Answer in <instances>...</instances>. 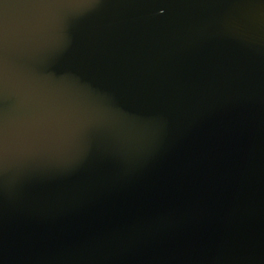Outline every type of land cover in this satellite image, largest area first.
I'll return each mask as SVG.
<instances>
[{"label":"water","instance_id":"obj_1","mask_svg":"<svg viewBox=\"0 0 264 264\" xmlns=\"http://www.w3.org/2000/svg\"><path fill=\"white\" fill-rule=\"evenodd\" d=\"M0 264H264V0H0Z\"/></svg>","mask_w":264,"mask_h":264}]
</instances>
